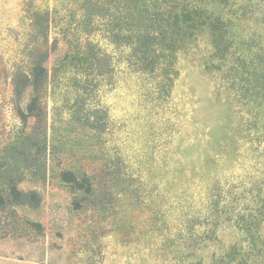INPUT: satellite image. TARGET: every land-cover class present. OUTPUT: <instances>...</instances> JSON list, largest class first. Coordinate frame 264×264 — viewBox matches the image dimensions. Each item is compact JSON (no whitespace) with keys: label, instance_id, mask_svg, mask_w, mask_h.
<instances>
[{"label":"rangeland","instance_id":"374dc122","mask_svg":"<svg viewBox=\"0 0 264 264\" xmlns=\"http://www.w3.org/2000/svg\"><path fill=\"white\" fill-rule=\"evenodd\" d=\"M87 1L101 0H0V189L40 199L0 204V264H264L230 216L264 201V101L207 69L200 36L157 102L127 49L84 24ZM186 1L228 23L247 60L264 56V0ZM87 42L97 56L79 61ZM40 60L35 118L13 81Z\"/></svg>","mask_w":264,"mask_h":264},{"label":"trees","instance_id":"16d2710c","mask_svg":"<svg viewBox=\"0 0 264 264\" xmlns=\"http://www.w3.org/2000/svg\"><path fill=\"white\" fill-rule=\"evenodd\" d=\"M109 3L112 6L106 7ZM94 18L101 22V30L111 44H122L119 46L127 49L129 70L151 80L157 102L169 96L173 82L178 77L175 67L177 54L189 49L200 36H206L213 49L212 60L215 63H210L207 69H223L233 85L246 83L247 89L242 91V99L253 102L260 99V103L264 101V56L258 54L247 60L245 55L238 52L239 46L228 23L208 9L186 0L87 1L84 24L90 27ZM79 55V61L89 62L94 60L97 52L87 42ZM45 62L37 61L29 76H18L13 81V94L17 100L28 91L32 93L27 100L26 112L35 118L41 117L39 92L49 76ZM64 66L71 67V64L66 62ZM249 91L251 94L247 96ZM87 124L93 129L97 128V125L89 123V118ZM65 174L74 176L70 172ZM67 182L83 189L87 178L83 177L80 183L74 176ZM3 200L11 207L20 205L33 208L40 202L35 192H24L13 186L5 191L0 189V204ZM248 213L244 215L237 211L234 216H230L234 217L239 230L248 239L249 246L257 251L255 256H260L264 254V237L259 232V225L264 222V201H257Z\"/></svg>","mask_w":264,"mask_h":264}]
</instances>
